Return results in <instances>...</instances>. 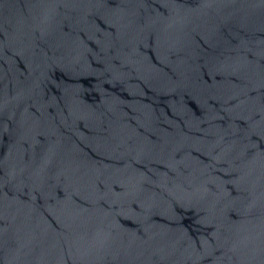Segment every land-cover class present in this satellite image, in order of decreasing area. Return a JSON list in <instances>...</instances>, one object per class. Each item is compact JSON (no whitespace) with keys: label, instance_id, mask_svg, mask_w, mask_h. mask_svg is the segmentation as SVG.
I'll use <instances>...</instances> for the list:
<instances>
[{"label":"water","instance_id":"water-1","mask_svg":"<svg viewBox=\"0 0 264 264\" xmlns=\"http://www.w3.org/2000/svg\"><path fill=\"white\" fill-rule=\"evenodd\" d=\"M0 264H264V0H0Z\"/></svg>","mask_w":264,"mask_h":264}]
</instances>
